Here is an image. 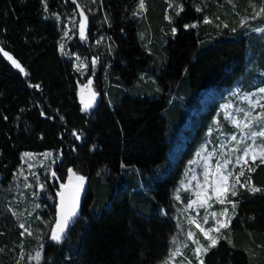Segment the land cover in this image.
I'll list each match as a JSON object with an SVG mask.
<instances>
[{"label":"trees","instance_id":"16d2710c","mask_svg":"<svg viewBox=\"0 0 264 264\" xmlns=\"http://www.w3.org/2000/svg\"><path fill=\"white\" fill-rule=\"evenodd\" d=\"M76 1L87 13L89 38L103 40L95 45L102 59L94 74L100 97L88 109L78 97L73 60L60 49L59 18L71 14L74 2L0 0V45L25 69L0 52V264H153L165 258L177 228L169 215L172 187L217 102L235 84H264V13L250 9L264 7V0H223V7L179 0L170 19L161 3L148 16L152 41L139 37V0ZM157 49L162 60L151 71L154 94L127 90ZM205 86L214 93L208 101L197 91ZM188 114L192 130L166 161L168 120L181 124ZM47 149L59 152L60 179L68 166L87 178L79 212L59 243L42 231L22 235L7 200L22 151ZM252 169L259 191L241 188L232 196L229 226L203 253L204 264H264V163L258 159ZM56 207L55 193L44 188L36 223L45 226ZM35 252L40 255L32 262Z\"/></svg>","mask_w":264,"mask_h":264},{"label":"rangeland","instance_id":"374dc122","mask_svg":"<svg viewBox=\"0 0 264 264\" xmlns=\"http://www.w3.org/2000/svg\"><path fill=\"white\" fill-rule=\"evenodd\" d=\"M71 1L74 2V10L71 14L59 18V21L62 23L60 49L61 45H63V49L61 50L73 60L74 67L79 76V97V95L86 90H94L99 93L94 83V74L102 59L95 45L102 46L103 40L101 35L95 38H89L87 32L88 18L86 20V38H81L80 12L83 11L86 17L87 13L84 7L76 0ZM214 1L219 7L222 6L223 0ZM225 1L231 4L233 3L230 0ZM161 3L164 4V17L167 19H170L172 11L181 7L179 0H143L144 7L140 9L139 0L137 14L139 20V37L141 40L148 35L147 22L148 16L152 15V8H156ZM77 5H79V7H77ZM251 5L250 9L253 10L254 13L257 14L260 12L262 8L260 3ZM204 18L206 19L207 16ZM147 39L152 41L153 36H150V38L148 36ZM78 45L83 47L79 48ZM89 45L92 46L90 51L85 47ZM0 52L16 69L24 73L25 69L23 65L1 45ZM5 52L20 65L19 68L12 63V60L8 59V56L4 55ZM154 55V62L143 71L144 73H140V78L138 80L131 85L125 86L127 90L132 93L154 94L155 86L152 81L155 79L151 71L157 70V65L162 60V51L157 49ZM93 61H96V63L93 64ZM106 66L107 62L104 60V67ZM21 69H23V71H21ZM89 80L92 81L90 85ZM85 85H88V87H85ZM261 87H264V84H260L252 89H245L240 84H235L223 95L222 99L217 102L213 114L209 118L208 125L204 130L205 135L203 139L196 146L192 155L186 159L180 177L172 187L174 201L172 202L173 205L170 208L169 215L175 219L177 228L169 236L170 246L167 255L161 261L153 264H165V262H168V264H189V262L190 264H199V260L194 254V249L197 245L193 243L192 240L188 239V232H193L194 239L198 240L204 248H207L211 241L206 239L200 232L197 228V224L204 229L215 228L218 227L217 220L221 222L229 221L233 213L232 203H220L214 189L222 187L224 183L229 185L235 184L236 175L241 169L244 170L245 175L239 177V179L241 183L246 184V187H240L239 184H236V192L241 188H248L250 190L253 187L257 188V186H254L251 182L247 170L248 167L253 168L254 165L251 159L252 153L250 152L249 156L245 157L247 165H245L243 160L237 164L236 159L237 157L243 156L242 150L245 146L253 143L251 139L247 138V134L258 127L253 125L251 128H245L242 122H246L248 118L245 117L244 113L251 112L253 117L264 114V108L260 107V105H264V93H259L258 91ZM211 89V86H205L197 88V91L199 90V92L204 93L203 99L208 101L214 95ZM253 105H255V107H253ZM188 108V113H190L191 107ZM233 120L237 121V123L234 124ZM189 126H192L189 122V114L181 124H179L177 117L168 120L165 128V137L169 142L166 161L167 159L171 160L175 149L182 146L185 142V138L189 135V131L192 130L188 128ZM233 135L236 136V140H232ZM242 136L245 138L242 139ZM255 143L257 145L264 143V139L257 138ZM26 153L29 155L26 156ZM255 154L259 156V150H257ZM58 157L59 152L55 150L22 151L21 164L18 166L11 180V194L8 195L7 200L12 215L18 224L20 226L22 224L24 225V228H21L23 234L42 231L44 233L46 232L47 237L50 238L51 236V229L54 227L58 216L57 209L54 216L49 222H46L45 226L36 223L38 218L37 202L44 188H47L48 191H53L57 200L59 187L63 184L78 182L76 176L85 177L84 183H86V176L76 172L71 166L67 167L65 177L60 179L55 170ZM225 159L231 161L228 165V170L233 173L232 176L228 177L227 182L221 180V176L227 174L226 171L217 167L218 162L222 164ZM69 169H72L75 175L69 173ZM53 173H55V176H53ZM249 181L250 183H248ZM208 197H210V199L207 200V205L201 207L199 201ZM183 198H186L185 201ZM192 201H197V203L190 208L188 205ZM226 201L234 202L230 192L226 194ZM39 206L42 207L41 205ZM224 208L228 209L226 216L221 215ZM213 212L217 213L215 218L211 215ZM205 218H207V223H205ZM190 219L193 220V222L190 223ZM25 229H27V231H25ZM218 235L216 231L209 232V236L214 239H217ZM173 238H175V240ZM185 245H187V247H185ZM177 248H180V254L174 259H170V253L175 252ZM36 254L37 252L28 256L29 258L31 257L32 262L37 261L38 258ZM18 255L20 256V253H18ZM202 255L203 252H201L200 259H202Z\"/></svg>","mask_w":264,"mask_h":264},{"label":"snow or ice","instance_id":"6c2138e0","mask_svg":"<svg viewBox=\"0 0 264 264\" xmlns=\"http://www.w3.org/2000/svg\"><path fill=\"white\" fill-rule=\"evenodd\" d=\"M77 7H79V5H77ZM143 7H144L143 0H140L139 8L143 9ZM47 10H48L47 5H45V11H47ZM261 13H264V7H262L260 9V12L257 13L256 15L259 16ZM80 16H81V20H80L81 38L85 39L86 38L85 31H86L87 17L85 16L83 11L80 12ZM57 18H59V17H57ZM173 31H175V29H173ZM61 49H63V45H61ZM4 55L8 56V54L6 52L4 53ZM8 59L12 60V63L17 68L20 67V65L15 60H13L12 57L8 56ZM95 63H96V61H93V64H95ZM21 71H23V69H21ZM91 83H92V81L89 80V85ZM85 87H88V85H85ZM258 91H259V93H264V87L259 88ZM94 96H95V93H93V97ZM91 107H92L91 104L86 105V108H91ZM253 107H255V105H253ZM260 107L264 108V105H260ZM244 115L246 118H248L246 122H242V123H244L245 128H251L253 125H256L258 127L255 130H251L247 134V138L251 139L253 141V143L249 144L243 148V150H242L243 156L237 157L236 163L239 164L241 162V160H243L245 165H247V160L245 159V157H248L250 152L252 153L251 159H252L253 163H255V161L257 159H259L261 163H264V143H261L259 145H257L255 143L257 138L264 139V114H259L255 117H253L251 112H246V113H244ZM233 123L236 124L237 121L233 120ZM244 138L245 137L242 136V139H244ZM77 139H79V136H77ZM232 140H236L235 135H233ZM257 150H259V152H260L259 156H257L255 154ZM25 155L27 156L29 154L26 153ZM230 163H231L230 160L225 159L222 164L219 162L217 164L218 168L225 170L227 173L226 175L221 176V180L224 182H227L228 177L233 175V173L230 170H228V165ZM247 170H248V172L253 171V169L251 167H248ZM68 171H69V173H72V175H75V173L72 172V169H69ZM244 175H245V172L243 169H241L239 171V173L236 175L235 184L229 185L227 183H224V185L222 187H218V188L214 189L215 194L217 196V199L220 203H225V202L232 203V207H233V209H235L236 205L234 202L226 201V194L230 192L232 196H236L237 195V192L235 190L236 184H239L240 187H246V184L241 183L240 179H239V177L244 176ZM53 176H55V173H53ZM76 179H77V181H79V183L77 184V192H79V189L83 187L85 177L76 176ZM193 179H194V177H193ZM248 183H250V181ZM251 191L256 192V191H259V189L253 187V188H251ZM59 195H61L60 211L58 212V216H57V219L55 222V226L52 227V229H51V236H50V239L56 243H59L62 240L64 234L66 233L67 227L70 225V223L73 221V219H75L77 216L76 205L73 204L69 209L65 210L64 209V203H63V193H60ZM222 197H224V198H222ZM208 199H210V197H208L204 200H200L199 201L200 206L201 207L206 206ZM196 203H197V201H192L188 205V207L191 208ZM227 212H228V209L224 208L221 215L226 216ZM211 215L213 218H215L217 216V213L213 212ZM191 222H193V220L190 219V223ZM229 222L230 221L221 222V221L217 220L218 227L209 228V229H204L199 224H197V228L200 230V232L205 236L206 239H209L211 241L208 248H204L198 240L194 239L193 232H191V231L188 232V234H187L188 239L192 240L193 243H195L197 245V247L194 249V254L196 255L197 259L199 260V264H204L203 260L200 259L201 252L206 254L209 251V248L214 247L217 244V240L212 238L211 236H209V232H212V231L219 232V230L221 228L228 227ZM205 223H207V218H205ZM21 228H24L23 224L21 225ZM25 231H27V229H25ZM22 235H23V233H22ZM173 239L175 240V238H173ZM185 247H187V245H185ZM178 254H180V248H177L175 252L170 253V259H174ZM39 255L40 254L37 253L36 257L39 258ZM21 259H23V256H21ZM165 264H168V262H165ZM189 264H190V262H189Z\"/></svg>","mask_w":264,"mask_h":264},{"label":"water","instance_id":"95a60500","mask_svg":"<svg viewBox=\"0 0 264 264\" xmlns=\"http://www.w3.org/2000/svg\"><path fill=\"white\" fill-rule=\"evenodd\" d=\"M93 93H95L94 97H93ZM99 97H100V93H97L94 90H86V91H83L79 95V100H80V102L84 108H86V105H88V104H91L93 107L97 103ZM78 183H79V181L76 183H73V184H63L59 187V190L57 192V207H56L57 212L60 211V206H61V195H59L60 193H63L64 209L67 210L73 204H75L76 208H77V213L79 212L82 199H83L84 194H85L86 189H87V184L83 183V187L79 189V192H77V184ZM71 223H70V225H71ZM70 225L67 227L66 233H67Z\"/></svg>","mask_w":264,"mask_h":264}]
</instances>
